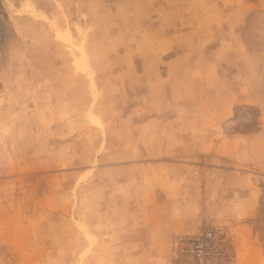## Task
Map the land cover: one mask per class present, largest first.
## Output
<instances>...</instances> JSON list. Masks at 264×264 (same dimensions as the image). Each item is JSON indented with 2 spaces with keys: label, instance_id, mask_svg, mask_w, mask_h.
Here are the masks:
<instances>
[{
  "label": "rangeland",
  "instance_id": "rangeland-1",
  "mask_svg": "<svg viewBox=\"0 0 264 264\" xmlns=\"http://www.w3.org/2000/svg\"><path fill=\"white\" fill-rule=\"evenodd\" d=\"M210 225L264 264V0H0V264H192Z\"/></svg>",
  "mask_w": 264,
  "mask_h": 264
},
{
  "label": "built area",
  "instance_id": "built-area-1",
  "mask_svg": "<svg viewBox=\"0 0 264 264\" xmlns=\"http://www.w3.org/2000/svg\"><path fill=\"white\" fill-rule=\"evenodd\" d=\"M224 236L222 228L210 225L181 239L179 250L189 256L192 264H223L226 253Z\"/></svg>",
  "mask_w": 264,
  "mask_h": 264
},
{
  "label": "bare ground",
  "instance_id": "bare-ground-1",
  "mask_svg": "<svg viewBox=\"0 0 264 264\" xmlns=\"http://www.w3.org/2000/svg\"><path fill=\"white\" fill-rule=\"evenodd\" d=\"M81 52H82L83 56H86V53H85L84 49H81Z\"/></svg>",
  "mask_w": 264,
  "mask_h": 264
}]
</instances>
